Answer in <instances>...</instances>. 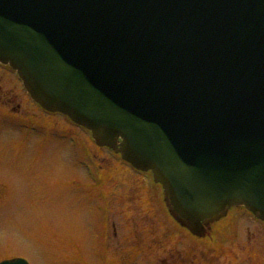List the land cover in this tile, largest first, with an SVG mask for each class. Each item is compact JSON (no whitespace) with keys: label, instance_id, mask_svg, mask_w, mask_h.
Instances as JSON below:
<instances>
[{"label":"water","instance_id":"obj_1","mask_svg":"<svg viewBox=\"0 0 264 264\" xmlns=\"http://www.w3.org/2000/svg\"><path fill=\"white\" fill-rule=\"evenodd\" d=\"M0 63L195 236L231 207L264 219V0H0Z\"/></svg>","mask_w":264,"mask_h":264},{"label":"rangeland","instance_id":"obj_2","mask_svg":"<svg viewBox=\"0 0 264 264\" xmlns=\"http://www.w3.org/2000/svg\"><path fill=\"white\" fill-rule=\"evenodd\" d=\"M5 74L3 80L0 75V89L9 92L7 98L17 96L12 104L19 110L14 112L12 105L4 104L5 98L0 99V260L140 264V247L132 241L134 230L136 234L141 225H151L160 234L168 226L174 238V222L164 214L159 189L145 190L147 174L131 170L109 150L97 147L65 116L41 111L15 77ZM98 165L104 167L96 178L101 187L92 185L85 174ZM108 194L110 217L118 232L107 227L110 238L104 243L105 235L101 238L97 233L107 221L109 210L102 198ZM225 220L224 226L261 225L243 209ZM218 232L215 238L221 239ZM176 236L182 237L178 232Z\"/></svg>","mask_w":264,"mask_h":264},{"label":"flooded vegetation","instance_id":"obj_3","mask_svg":"<svg viewBox=\"0 0 264 264\" xmlns=\"http://www.w3.org/2000/svg\"><path fill=\"white\" fill-rule=\"evenodd\" d=\"M0 71L2 80L4 73H7L5 76L13 75L7 67L1 65ZM1 89V101L5 98L4 104L12 105L11 109L17 112L19 105L14 107L12 104L17 96L7 98L9 92H4ZM145 190L149 191V189ZM111 213L112 209L106 216L105 232L110 233L109 229L112 228L117 234L118 226L111 219ZM127 222L128 220H126ZM229 227L231 226H225L224 238L219 242L216 241V246L213 248L203 246L201 243L193 244L182 237H177L175 232L172 233L174 238L171 239V228L168 226L158 234L153 226L144 227L141 225L136 234L134 230L132 241H135V244L140 247L138 249L141 257L140 264H264V223H261L259 227L237 225L235 231L234 229L230 230ZM109 238L110 235L105 236L104 243Z\"/></svg>","mask_w":264,"mask_h":264}]
</instances>
